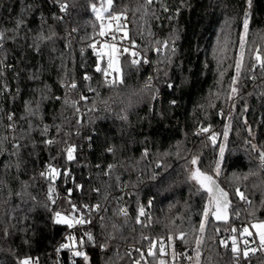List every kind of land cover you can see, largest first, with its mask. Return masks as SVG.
<instances>
[{
  "label": "trees",
  "instance_id": "16d2710c",
  "mask_svg": "<svg viewBox=\"0 0 264 264\" xmlns=\"http://www.w3.org/2000/svg\"><path fill=\"white\" fill-rule=\"evenodd\" d=\"M60 2L0 0V33L6 37L0 46V264H20L25 258L35 264H134L141 252L151 264L158 257L167 264H192L186 257L194 258V237L184 243L175 238L176 230L186 232L189 220L198 226L207 200L188 179L186 168L192 166L186 159L198 156L196 167L213 175L219 143L213 146L207 136L222 134L229 124L217 182L229 192L232 206L227 222H215L219 235L235 224L240 229L246 221L264 222V169L247 143L264 146L259 69L255 79L242 70L235 107L227 100L246 12L244 60L252 63L249 48L264 53V0H252L250 8L247 0H153L146 12L137 11L144 0H113L117 13L128 9L129 38L152 60L149 69L142 63L129 68L127 57H121L124 82L116 86L96 71L98 57L90 47L100 37V21L90 4L102 0H65L66 12ZM169 39L175 52L165 60L168 53H158L156 41ZM220 44L225 47L218 51ZM71 83L76 88H69ZM90 89L91 99H81ZM37 102L36 115H30L29 107L36 110ZM205 126L210 133L198 135ZM69 144L76 145L72 161L66 157ZM49 165L59 172L51 193L49 180L41 176ZM251 171L258 175L239 186L246 203L234 195L231 177ZM84 205L100 208L87 213ZM140 206L146 215L137 223ZM121 208L127 217L118 212ZM97 211L100 218L90 226L56 222L57 212L77 218ZM69 235L85 240L81 250L87 261L60 249ZM169 235L174 237L170 242ZM145 236L166 240L165 254L148 257ZM210 252L213 264H228L231 253L218 240L201 249L200 264ZM242 264H264V257L255 253Z\"/></svg>",
  "mask_w": 264,
  "mask_h": 264
},
{
  "label": "snow or ice",
  "instance_id": "6c2138e0",
  "mask_svg": "<svg viewBox=\"0 0 264 264\" xmlns=\"http://www.w3.org/2000/svg\"><path fill=\"white\" fill-rule=\"evenodd\" d=\"M153 3V0H144V4L140 5L137 11L143 9L145 12L148 9V6ZM249 8L251 7L252 0H247ZM69 4L65 2V0H61L60 2V10L62 12H66L69 9ZM183 6V4H182ZM91 10L96 14V20L100 21L99 25V36L104 37L107 35H111V43L104 42L101 45V50L96 52V55L98 57V63L96 67V71L101 73L103 77L105 78V83L109 84L110 86H116L119 84H123V75L124 70L121 67V57H127L124 60V63L128 65L129 68H138V66L141 65V59L140 50L136 49L135 41L133 40L131 42L130 47H117V33L121 32L125 25L121 24L120 21L122 19L123 13L127 12L128 9H123L119 14H117V11L113 9V0H102V3L100 7H97L95 3L90 4ZM164 10L167 11V7H164ZM177 13L179 12V9L176 10ZM113 22H115V29L113 30ZM230 24L229 20L225 21V27H228ZM248 27H249V17L248 13H245V17L243 20V34L240 36L239 40V57L235 60V75L231 79V84L229 85V93L227 95V100L233 101V107H235V101L234 97L238 94L239 89L236 87L242 70L245 74H250L253 79H255V74L257 69H259V74L261 76H264V53L261 52V49L259 47H256L254 50L249 48V55L252 60L251 64H247L244 60V49L246 45L245 36L248 33ZM6 37L3 33H0V46H2L3 41ZM42 38V37H41ZM128 38V32L124 31L123 37L121 39H127ZM173 41L171 39L169 40H157L156 41V51L158 53H164L167 51L168 55L164 57L165 60H167L172 54L175 52V48L173 46ZM255 43V42H253ZM90 47L93 50H96L97 44L91 43ZM225 47L224 44H220L218 51L223 50ZM104 49H107V51H104ZM106 58V60H105ZM101 63H104L105 66L101 67ZM143 63L147 64L149 61L147 59L143 60ZM113 73H115V76H113ZM221 76H223V72H221ZM111 77V78H110ZM85 79H90V77L85 76ZM151 78H149V81ZM171 87V85H169ZM69 88L74 89L76 88L75 83H71L68 85ZM92 89H90L91 91ZM145 90H149V83L146 82L145 84ZM81 99H85V97H81ZM174 103V102H173ZM75 107V104L72 105ZM211 106V104H209ZM95 105H93V108ZM39 108V102H37L36 110L29 107L28 111L30 115H36V112ZM79 111V109H77ZM221 115H223V112H221ZM231 118V113H229V119ZM12 117L9 116V120H11ZM122 119H126V117H122ZM245 125H247V121L244 122ZM230 127L229 125L225 126V130L222 133L223 140H228V129ZM249 136H252V129L250 127L247 128ZM48 127L45 126L42 129V134H47ZM210 133L209 127H201L198 131V135ZM207 140L211 142L213 146H217V134L215 132H211L207 136ZM54 140H46L45 143L52 144L55 143ZM247 143L250 145L251 151L258 153V159H259V167L261 169H264V146L258 147L255 143H252L251 140L247 141ZM15 147H20L19 144H17ZM225 150H226V143H219L218 145V152H219V160H217L215 164V174L216 176H219L221 172V161L224 159L225 156ZM66 157L68 161H72L74 157V153L76 151V145L69 144L66 149ZM111 151V149H110ZM167 155V153H165ZM198 156H192L190 160L186 159V166L190 165L192 166L190 169L186 168L188 170L189 175L188 179L190 181H193L195 185H198L199 187L196 188L197 194H204V197L207 200V203L204 205L202 213L200 214L201 218L199 221L198 226H195L191 223L189 220V226L187 231H182L180 229H177L176 231L179 233L178 236H176V239H179L183 241L184 243H189L188 237H194V243L196 245L194 251H195V257L188 256L186 257L189 261L194 260V264H200L201 261V249L208 247V241H212L214 244L218 238V235L221 231V228L216 226L215 222L224 221L227 222L228 220V209L232 206V202L229 199V192L225 191L220 184L217 182V179L213 177V175H209L205 172H202L199 167H196L198 164ZM112 166L110 165L109 168ZM57 175H59V172L57 168L53 165H49L47 173L42 172L41 176L46 177L49 180V193L53 191L51 187V183L55 181ZM258 175L257 172L251 171L249 173L240 175L233 173L231 177V183L232 185H235V196H238L240 200L250 203L248 201V197L245 195V192H242L240 190V184L243 181H246L249 179L250 176ZM155 179V177H153ZM98 191V190H97ZM151 204V202H149ZM83 208L86 210L87 213H91L93 211H96L100 208V205H94V206H88L84 205ZM73 211H76L75 206L73 205ZM119 213H122L125 217H127L128 213L126 209H119ZM233 214L237 217L239 216V213L233 209ZM146 211L144 206H140L138 209V215L136 218V222L140 223L139 217L145 216ZM57 223H65L68 224L69 227H72L73 224H85L90 222L91 217L88 216L87 218L84 215H81L78 219L75 217L67 216L62 217L59 212L56 213ZM150 219V217H149ZM252 228L257 229L256 237H258V245L256 247H250V243L255 244L256 240L253 239L251 242L245 238L243 241V248L238 246L237 244V237L233 235L231 237V246L229 247L228 239H219V246H222L223 248L227 249L231 253V257L228 261V264H242V261L248 260V258L251 255H255V253L259 251H264V222L257 223L251 225ZM206 229H208L207 237H205ZM232 233H237L239 231V234L241 236L249 237L252 236V233L249 231L248 227H243L242 229L238 230L237 228H231L230 229ZM85 236L87 238V241L94 242L93 236L90 233H85ZM173 235H169L167 237V240L170 242L173 240ZM144 239L149 241V245L147 248V256L148 257H156L157 252L160 256H163L165 254V241L160 240L159 242L150 240L147 236L144 237ZM85 240L83 238L79 239L78 241L76 238L72 235H69L67 237V242L60 245V249H68L73 257H83L85 261L88 260L87 254L81 250L82 246L84 245ZM157 243H159V247L157 249ZM101 247H107V243L101 245ZM58 249V251L60 250ZM153 249H157V251H153ZM137 251H140L137 249ZM173 261L176 259L175 253H173L172 256ZM205 264H213V256L211 252L209 255H207L205 258ZM141 261H144V264H151L150 261H148L145 258V254L141 252L140 258L134 262V264H141ZM20 264H35L33 260L30 258H25L20 261ZM159 264H165L164 260H160Z\"/></svg>",
  "mask_w": 264,
  "mask_h": 264
},
{
  "label": "built area",
  "instance_id": "2783aa9c",
  "mask_svg": "<svg viewBox=\"0 0 264 264\" xmlns=\"http://www.w3.org/2000/svg\"><path fill=\"white\" fill-rule=\"evenodd\" d=\"M113 9H114V6H113ZM129 18H130V14H129V13H124L123 16H122V19H121L122 24L128 26V25H129ZM121 37H123V34H120L119 36H117V40H118L117 45H118V47H130L132 40H131L130 38H128V39H121ZM97 41H98V40H97ZM97 41H96V42H97ZM107 41H108V42H112V41H111V36H109V37L107 38ZM136 49H137V48H136ZM138 50H139V49H138ZM140 52H141V50H140ZM140 59H141V61H142L141 63L143 64L144 69H149V68H151V66H152V60H151L149 57H146V56L144 57L142 52H141V55H140ZM144 59H147V60L149 61V63H147V64L143 63V60H144ZM110 78H111V77H110ZM90 99H91V91H89V94H88L87 96H85V100H90ZM85 217L87 218L88 216H85ZM92 217H93V219H90V222L85 223V224H84L85 226H90L93 222H96L97 220H99V218H100V214H99V212L97 211V212L93 213ZM92 217H91V218H92ZM245 226H250V227H251V223H249V222L247 221V223L244 225V227H245ZM80 227H82V225H79V228H80ZM233 227H234V228H237L238 230H240V229L243 228V227H242V228L239 229V227H238L237 224L233 225ZM233 227H232V228H233ZM234 234L238 237V242H237V244H238V246H240L241 248H243V246H244V245H243V241H244L245 238H247L250 242H251L253 239L256 240V243H255V244L250 243V245H249L250 247H256V246L258 245V240H257L256 235H255L254 232L252 233V236H249V237H245V236H243V237H242V236L239 234V231H238L237 233H232L231 230H228L227 232L218 235L217 240L219 241V239H221V238H223V239H228L229 246H231V237H232ZM164 241H165V244H166V243H167L166 240H164ZM256 253H260V254L264 257V251H259V250H258ZM250 255H251V254H250Z\"/></svg>",
  "mask_w": 264,
  "mask_h": 264
},
{
  "label": "rangeland",
  "instance_id": "374dc122",
  "mask_svg": "<svg viewBox=\"0 0 264 264\" xmlns=\"http://www.w3.org/2000/svg\"><path fill=\"white\" fill-rule=\"evenodd\" d=\"M100 5L101 4H99V5H97V7H100ZM117 14H119V13H117ZM120 23L122 24V22L120 21ZM115 29V22H113V30ZM124 31H127L128 32V28H127V26L125 25V27H124V29L121 31V32H119V33H117V36H119L120 34H124ZM242 34H243V32H242ZM109 36H111L110 34L109 35H107V36H104V37H99V39H98V41L97 42H95L96 44H97V48H96V52L97 51H100L101 50V45L104 43V42H108L107 41V38L109 37ZM128 38H129V34H128ZM127 38V39H128ZM245 39H246V36H245ZM108 43H111V42H108ZM117 47H118V45H117ZM104 51H107V49H104ZM239 52H240V49L238 48V54H237V58L239 57ZM105 60H106V58H105ZM120 63H121V61H120ZM103 63H101V65H102ZM113 76H114V73H113ZM236 87H237V85H236ZM224 130H225V127L223 128V132H224ZM229 131H230V129H228V135H229ZM217 134V143H226V149H227V141H224L223 140V136H222V134H218V133H216ZM226 151L227 150H225V153H226ZM217 160H219V152H218V149H217V151H216V154H215V160H214V167H213V169H212V173H213V175H214V177L216 178V179H218V180H220V178H221V173H222V168H223V163H224V159L221 161V172H220V174H219V176H216V174H215V171H214V169H215V164H216V162H217ZM193 182V181H192ZM194 183V182H193ZM198 186V185H197ZM61 214V216L62 217H67L68 215H66V214H62V213H60ZM80 216H78L77 217V219L79 218ZM56 220H57V217H56ZM249 222V221H248ZM261 222H263V221H254V222H249V223H251V225H253V224H257V223H261ZM246 223H247V221H246ZM63 224H65V223H63ZM68 225V224H67ZM245 227H248L249 228V231L251 232V233H255V235H256V232H257V229H254V228H252V227H250V226H245ZM235 235V234H234ZM236 236V235H235ZM237 237V236H236ZM243 237V236H242ZM257 238V240H258V237H256ZM237 242H238V237H237ZM170 251L169 250H167V253H169ZM194 257H195V255H194ZM156 258V257H155ZM160 260H164L163 258H161V257H158L157 259H154L153 260V262L154 263H156V264H159V261ZM165 261V260H164ZM194 263V260L192 261V264ZM165 264H167V262L165 261Z\"/></svg>",
  "mask_w": 264,
  "mask_h": 264
}]
</instances>
